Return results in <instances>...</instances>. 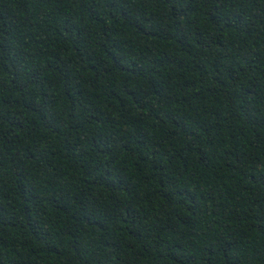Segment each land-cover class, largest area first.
<instances>
[{
  "label": "trees",
  "instance_id": "1",
  "mask_svg": "<svg viewBox=\"0 0 264 264\" xmlns=\"http://www.w3.org/2000/svg\"><path fill=\"white\" fill-rule=\"evenodd\" d=\"M0 264H264V0H0Z\"/></svg>",
  "mask_w": 264,
  "mask_h": 264
}]
</instances>
